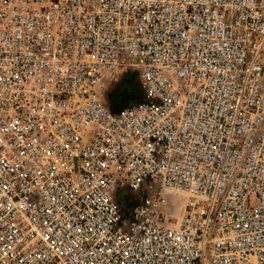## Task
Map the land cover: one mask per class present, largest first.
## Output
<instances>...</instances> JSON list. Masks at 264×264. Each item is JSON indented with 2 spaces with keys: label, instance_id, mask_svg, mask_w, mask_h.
<instances>
[{
  "label": "built area",
  "instance_id": "obj_1",
  "mask_svg": "<svg viewBox=\"0 0 264 264\" xmlns=\"http://www.w3.org/2000/svg\"><path fill=\"white\" fill-rule=\"evenodd\" d=\"M0 264H264V0H0Z\"/></svg>",
  "mask_w": 264,
  "mask_h": 264
},
{
  "label": "rangeland",
  "instance_id": "obj_2",
  "mask_svg": "<svg viewBox=\"0 0 264 264\" xmlns=\"http://www.w3.org/2000/svg\"><path fill=\"white\" fill-rule=\"evenodd\" d=\"M143 94L144 89L140 82L139 71L128 66L126 70L120 71L117 81L107 82L105 89L106 106L110 111L117 112L127 106L144 102ZM154 184V180L145 179L138 190H132L127 184L118 190L123 200L120 215L128 224L132 221V211L137 205L144 204L147 199L159 196L150 187ZM161 195L168 202L165 213L168 216L178 218L182 211L183 196L173 194L166 189L161 191ZM118 199L120 200V197ZM125 228L127 229L128 225Z\"/></svg>",
  "mask_w": 264,
  "mask_h": 264
}]
</instances>
